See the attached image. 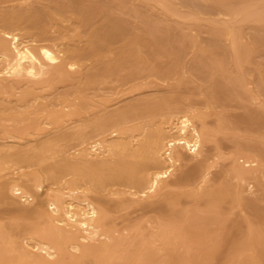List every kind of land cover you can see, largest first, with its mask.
Instances as JSON below:
<instances>
[{
  "label": "bare ground",
  "instance_id": "obj_1",
  "mask_svg": "<svg viewBox=\"0 0 264 264\" xmlns=\"http://www.w3.org/2000/svg\"><path fill=\"white\" fill-rule=\"evenodd\" d=\"M3 6L0 109L4 92H13L17 105L26 107L32 105V97L45 96L42 92L62 83L66 88L56 99L58 104L67 100L62 107L42 102L33 110L26 107L0 114V131L11 137L39 126L37 113H47L52 122L80 115L92 100L85 96L68 101L70 95L107 77L132 82L145 72L155 77L152 82L177 75V83L173 89L131 99L101 115L93 131L121 125L131 116L156 115L175 100L166 124L148 130L137 141L127 134L128 127L121 126L123 134L92 144L103 154L92 155L91 149L83 148L77 160L66 158L48 173L58 179L64 171H74L98 187L126 184L139 196L111 200L93 195L91 188H85L83 198L75 194L76 188L69 192L57 188L48 201L38 196L31 220L0 223V264H264V204L247 193L248 187L218 173L201 187L182 188L205 178L208 157L193 163L191 159L201 155L208 142L221 145L220 131L230 128L243 129L245 134L255 128L260 131L251 143L243 133H232L237 141L233 174L249 183L264 176V119H258L264 103L261 108L243 103L245 112L223 111L211 123L214 111L182 102L186 92H202L207 102L222 105L229 99L264 96V60L256 59L264 57V0H33L29 5ZM206 13L229 17L204 21ZM69 18L75 22L73 31L64 23ZM248 26L254 31L246 39ZM53 27L61 33L52 36ZM204 31L209 37L202 36ZM253 69L257 86L250 89L247 83ZM192 109L197 111L190 115ZM7 119L12 120L11 126ZM73 136L62 132L55 138ZM122 149L127 151L120 155ZM15 155L25 156L20 151ZM242 156L255 158L243 163ZM34 179L41 180V175L35 173ZM24 184L4 180L0 200L14 203L13 193L34 195ZM183 197H190L193 205L183 206ZM130 205L164 213L159 214L163 220L156 230L148 231L137 222L130 234L116 233L111 223L113 206ZM23 231L44 252L20 241Z\"/></svg>",
  "mask_w": 264,
  "mask_h": 264
},
{
  "label": "rangeland",
  "instance_id": "obj_2",
  "mask_svg": "<svg viewBox=\"0 0 264 264\" xmlns=\"http://www.w3.org/2000/svg\"><path fill=\"white\" fill-rule=\"evenodd\" d=\"M32 1L33 0H3L0 2V5H4L3 7H10L15 4L29 5ZM221 16H224L225 18L226 16L229 17L224 13H206L203 20L209 21L211 17L213 18ZM64 23L69 31H73V27L75 26L73 18L65 19ZM55 27H53V30H51L52 36H56V33H58V35L61 33L60 29H55ZM246 30L245 38L247 39L254 30L251 29L250 26H248ZM195 31L196 30L194 29V32ZM208 34L209 33L207 31L202 32V36L204 37H209ZM49 42L52 44L54 43L52 39H50ZM256 59L262 61L264 60V57L258 55ZM82 66L83 65H80L79 68ZM252 67L255 68L256 64H253ZM183 72L185 75H189L187 67H183ZM154 78L155 77L152 75H147L145 72H142L138 74L137 78L132 82H123V80L118 76L107 77L103 80L101 79L102 81L100 84H97V86L88 88L84 92L75 91L70 95L68 101H81V98L85 96L92 100V103H90V105L86 107L80 115L68 117L67 119L61 120L60 122H52L51 117L48 116L47 113L41 112L37 113L39 126L35 127L29 133H23L22 135L11 137L10 133L0 131V191L2 189V182L4 180L11 179L13 181H20L21 183L25 182V187L32 190L30 192L34 194L32 196L30 194L22 196L21 193H13L15 196V199H13L15 201L14 203H11L9 200H0V223L31 220L30 216L32 209L37 206L39 197L45 198L48 201L50 198L48 195L56 191L57 188L64 191H68L69 188L70 190L71 188H76L77 191H74L75 194L81 196L82 198L84 197L82 193L85 188H87V190L88 188H91L93 195H99L111 200L120 199L123 196H139L132 193L135 188H131L126 184L116 183L108 184L104 187H98L91 184L80 174L75 173L74 171L66 170L64 171V174L58 179L49 177L48 173L53 167L61 164L66 158H70L71 160L73 159L74 161L75 159L77 160L83 151V148L91 149L92 155H96L98 151L101 153V149H94L92 144L98 139H103V137L114 138L123 134L120 131L121 126L128 127L127 134L129 133L131 135H135L137 141L142 139L148 130L156 128L160 124L165 123L167 117L170 115L171 108H173L175 100H171L168 102V104H165L156 115L131 116L122 122L121 125L112 126L111 128L98 133L93 131L97 127L101 115L116 109L131 99L173 89L177 83V75L166 78L157 77L154 82H152V79ZM256 79L257 75L253 69L249 75L247 87L250 89L256 88ZM135 84H138L139 86H136ZM64 86L65 85L63 83L59 84V86L56 88L42 92L46 94L45 96L38 95V97H32V105L26 107L33 110L39 103L42 102L51 103V105L58 107L64 106L67 100H60V103L58 104L59 100L56 99L58 96L60 97L59 93L62 89L64 90ZM2 95L4 96V102L3 107L0 109V114H7L12 111H16L17 109L26 108L17 105L18 102L14 101L15 94L13 92H4ZM182 100L183 104H186L187 106L191 105L193 109L195 108L197 110L205 109L214 111L215 113L211 115V123H214L215 121H218L217 114L220 112H245L246 106L243 103L250 104L258 108L263 107L262 105L264 103V96L257 95L252 99H241L242 101L237 99H229L225 105H222L218 103L207 102L205 100V94L202 92L196 94L186 92ZM54 101H56L57 104L54 105ZM97 104H99V106ZM193 109L188 113H195L197 111ZM194 113H190V115H193ZM258 116V119L260 117L264 119V109L261 110ZM6 123L11 126L12 120L7 119ZM234 131L237 133H243L242 137L249 143L252 142L251 139H253V137L259 136L260 134V131L257 128L249 130L247 134L244 133L243 129L238 128H230L228 131H220L219 137L222 139L221 145L218 144V141L208 142L202 147V154L191 159V163H193L198 158L208 157L205 178L201 179L200 183L185 184L182 186V188L187 189L201 187L207 181H213V177H215L216 174L223 173V175L232 182H240L245 187H248L247 193L255 195L264 204V176L259 180L251 179V183H249L235 176L230 169L232 164V156L237 146V141L234 139L232 134ZM62 132L75 133L76 136L67 139L55 138ZM92 150L94 152H92ZM17 151L23 152L25 156L17 157L15 155ZM126 151L127 149H122L120 155L126 153ZM252 158L255 157L242 156L240 160L243 163H247L251 161ZM111 159L115 160L116 156L112 155ZM35 173L41 175V180L34 179ZM39 181L42 182L40 187L37 185ZM67 197L69 198L70 196ZM143 197L146 198L148 195H144ZM90 198L92 200L95 199L94 197ZM193 203L194 202L190 197H183V206L190 207L193 205ZM46 205H48V202ZM113 207V221L111 223L116 228V233L123 232L130 234L132 232L131 226L137 222L145 224L148 231L156 230L158 227V221L163 220L162 216L164 213H159L156 210H146L137 205ZM50 208L52 210L51 206ZM232 215H237V213H233ZM23 232L25 234L22 232L19 233L20 241L25 240V244L29 245L33 249L35 248V251L44 252L42 246L39 248L36 246V240L30 236V233L26 231ZM26 233L30 238L26 235ZM25 237L28 239H25ZM157 243L160 244V240H157ZM70 248L73 251L79 252V249L74 244H71ZM161 253L164 254V251Z\"/></svg>",
  "mask_w": 264,
  "mask_h": 264
}]
</instances>
